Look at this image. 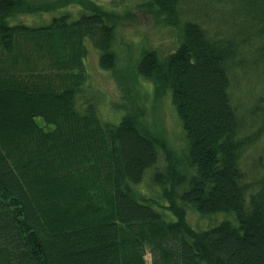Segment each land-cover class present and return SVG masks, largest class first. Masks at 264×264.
Here are the masks:
<instances>
[{
    "label": "trees",
    "instance_id": "trees-1",
    "mask_svg": "<svg viewBox=\"0 0 264 264\" xmlns=\"http://www.w3.org/2000/svg\"><path fill=\"white\" fill-rule=\"evenodd\" d=\"M198 1L140 0L133 12L0 0V264H146L147 254L151 264H264V173L249 182L242 169L254 150L264 167V82L259 95L243 91L242 111L229 92L236 73L259 65L264 75V0H215L228 19L206 18L218 23L209 33L187 19ZM60 10L39 27L16 22ZM137 11L177 28L178 44L165 57L140 52L136 74L116 82L127 96L139 78L156 100L169 93L180 150L140 108L125 104L115 122L76 109L86 44L115 74V31Z\"/></svg>",
    "mask_w": 264,
    "mask_h": 264
},
{
    "label": "rangeland",
    "instance_id": "rangeland-1",
    "mask_svg": "<svg viewBox=\"0 0 264 264\" xmlns=\"http://www.w3.org/2000/svg\"><path fill=\"white\" fill-rule=\"evenodd\" d=\"M43 1V0H40ZM47 1H56V0H47ZM93 1V0H92ZM100 5L105 6L107 9L111 10H124L129 7L133 12H136L134 5L140 0H94ZM143 1V0H141ZM221 2L218 1H209V0H200L198 2H192L190 5H187L186 12L187 18L190 22L193 21L199 24L201 27L206 29L209 32H213V29L217 31L216 25L218 23H213L208 25V21L216 20H226L228 17L224 13H228L225 9L219 14H216V10L222 7ZM220 6V7H219ZM133 7V8H132ZM218 7V8H217ZM77 11L78 9L74 6H69L66 10ZM69 18V22L76 20V15L73 13ZM63 10L54 11L50 14H39L38 16L29 15V16H18L16 22L20 21L27 25L39 27L42 24H48L50 19L59 18ZM206 13L205 16L202 14ZM206 18L208 21H206ZM206 23V25H205ZM223 29V30H222ZM220 31H224L222 28ZM177 28L174 29H165L160 24H156L154 20L148 15H143L141 12L137 11L136 19H129L125 23L120 24L119 28L116 29L115 39L113 42V52L117 55L116 62V72L113 74L111 71H102L98 66L99 52L90 44L87 45V54L86 58L83 61L84 67V77H86L85 83L81 86V92L76 96L78 101L76 103V109L83 111L84 106L92 105L95 106L97 115L100 120L103 122H115L122 116L126 109L124 105L127 104L129 107L140 108L142 109L147 122L150 125H154L156 128L160 129L163 135L168 139L170 144L174 149H182L184 146V138L182 134V128L180 127L178 118L175 114L174 107L171 105V96L169 93H165L161 99L156 100L152 96L153 85L146 82L145 80L139 78L140 86L130 87L131 91L128 96L125 93V88L119 85L116 82L117 79H124V83L129 81V77H132L133 74H136V68L138 62L142 57L140 52L152 49L156 53L161 54L162 57H165L171 53L172 50L176 48L178 42L176 41L178 35ZM253 56L239 55V60L252 61ZM251 66L254 64L250 62ZM256 71L262 73V69H259L258 66H254ZM251 70L252 67H246ZM264 70V69H263ZM260 73V74H261ZM236 73V76L233 77L232 86L230 87V95L233 103L236 107L239 106L241 111L245 109L246 105H249V98L246 97L245 91L255 92L258 88L259 82H264L263 74H249L240 76ZM254 94L259 95V92ZM241 100V106L239 102ZM125 110V111H124ZM264 143L261 142V144ZM257 155L258 151L247 153L244 156L243 161L245 162L242 165L243 171L246 173L249 182L259 180L264 173V167L257 166ZM162 160L159 162V165H162ZM158 165V166H159ZM150 171L149 174H151ZM147 187H145L146 193L149 192L150 185L146 180L144 181ZM150 184V183H149ZM148 190V192H147ZM219 217L215 216V221L219 222ZM192 222L195 223V218H192ZM199 226H205L206 223L199 222ZM191 223L193 229L197 230V224ZM145 263L151 264L150 255L147 254L145 257Z\"/></svg>",
    "mask_w": 264,
    "mask_h": 264
}]
</instances>
